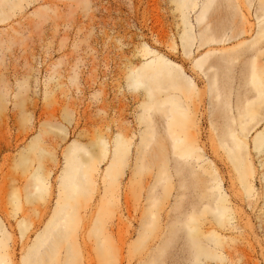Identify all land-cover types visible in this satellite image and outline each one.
<instances>
[{
    "label": "rangeland",
    "instance_id": "rangeland-1",
    "mask_svg": "<svg viewBox=\"0 0 264 264\" xmlns=\"http://www.w3.org/2000/svg\"><path fill=\"white\" fill-rule=\"evenodd\" d=\"M197 2L185 9L180 6L189 0H0V219L11 236L12 264H27L29 247L53 218L67 150L73 144L82 148L84 159L97 166V171L96 182L83 183L79 196L88 202L79 247L68 257L70 264H146L152 255L154 264H171L181 250L180 255L188 258L193 248L186 230L181 229L182 221H177L194 212H198L194 214L199 226L194 234L201 230L204 250L214 254L204 257L205 264H264V147H255L264 120L257 125L253 121L247 138L246 165L252 167L251 189L247 190L234 160L206 118V78L198 81L193 71L196 61L210 49L242 48L237 72L230 73L233 86L249 90V98L255 94L244 80L248 78L244 66L250 61L264 65V40L251 45L259 25V0L253 7H245L233 24L232 9L225 7L226 0L220 1L210 11L213 23L219 28L234 25L245 32L223 44L201 47L196 41L186 53L185 27L200 31L197 18L204 0ZM246 41L250 42L244 44ZM158 58L186 67L197 82L198 91L190 104L199 109L204 166L215 168L221 196L214 202L202 184H195L176 203L177 182L172 189H163L153 228L142 239L141 224L153 201L158 157L153 143L141 155L146 127L140 115L148 96L145 89L131 85V75ZM119 133L132 140V146L127 164L118 172L114 192L105 174ZM102 139L108 143L106 157ZM32 140L44 150L42 154L39 149L30 152L31 165L26 169L17 165V159ZM38 165L50 190L44 198L28 201L32 173ZM17 189L23 205L16 214L13 194ZM98 215L109 233L103 245L97 233L91 234ZM24 218L29 228L23 233L19 222ZM175 222L178 229L173 243L163 254L155 255ZM57 244H61V257H67L65 242L59 239Z\"/></svg>",
    "mask_w": 264,
    "mask_h": 264
},
{
    "label": "bare ground",
    "instance_id": "bare-ground-1",
    "mask_svg": "<svg viewBox=\"0 0 264 264\" xmlns=\"http://www.w3.org/2000/svg\"><path fill=\"white\" fill-rule=\"evenodd\" d=\"M222 0H204L201 12L197 18L200 27L197 33L192 26L185 27L182 36L186 53L192 51L196 41L200 46L214 43L223 44L238 38L244 30H237L234 25L223 28L217 27L211 17L215 5H220ZM226 0L225 7L232 9L230 24L245 7L255 6L256 0ZM181 1H179L180 3ZM197 0H189L182 8H190L197 5ZM257 18L259 25L257 35L251 42L256 45L264 40V0H259ZM188 23V22H186ZM250 42V41H248ZM247 41L244 43H248ZM242 48H219L210 49L207 54L196 61L193 66L198 81L206 78L209 94V111L206 118L210 123L212 133L218 137L231 158L234 160L240 177L247 190L251 189L252 167L247 162V138L250 126L264 120V65L259 66L255 61H250L244 66V78L246 84L252 87L255 94L248 97L247 91L236 90L230 73L237 72L235 65L242 57ZM131 85L136 89H145L148 102L144 105L140 120L146 129L140 146L141 155H145L153 143V151L157 158V172L153 184V201L151 200L149 214L143 218L141 224V237L144 236L159 213L158 196L163 189H172L177 182L178 199L180 202L189 195L192 185L202 184L204 192L213 196V201L218 202L221 196L219 192L220 180L215 168L212 170L204 166L206 161L203 146L199 140L198 129L200 126L199 109H193L190 100L197 94V82L189 75L186 67L177 63L168 62L166 59H153V62L145 64L141 69L131 75ZM220 112L222 114H220ZM107 141L102 139L100 146L102 155L108 154ZM132 140L119 133L116 137L115 148L111 166L105 174V181L109 183V189L115 192L113 185L116 184L118 172L129 160ZM255 147L261 150L264 147V130L256 135ZM39 149L42 154L43 148H39L37 141L32 140L21 157L17 159V165L28 169L31 165L30 152ZM155 149H158L157 151ZM104 153V154H103ZM67 165L61 176L60 196L55 209V214L46 228L37 236L34 243L29 247L25 261L33 264L37 261H47L49 264H70V257L74 247H79V236L84 219L83 211L87 207L88 200L79 198L83 189V183H95L97 166L94 167L84 159L82 148L73 144L67 150ZM30 187L26 198L31 201L36 198H44L48 193V179L42 166L38 165L32 173ZM85 187V186H84ZM158 199V200H157ZM21 190H15L13 204L17 214L23 205ZM102 209V207H101ZM153 209V210H152ZM219 209V208H216ZM151 210V211H150ZM176 210V208H175ZM221 211V210H220ZM198 213V212H194ZM194 213L187 214L181 222V229L186 230L190 248H193L190 257L186 258L177 252V259L171 264H205L204 259L213 257L203 248L200 230L196 224L197 218ZM179 218V217H177ZM173 225L170 237L165 245L155 254L161 255L166 246L173 243L178 224ZM19 227L24 233L29 228L26 218L19 222ZM101 237L103 245L108 238V230L105 222H101L99 215L95 221L92 232ZM11 238L4 222L0 219V264H12L9 253L8 240ZM65 242L67 257L62 258L59 251L58 240ZM187 245V243H185ZM205 257V258H204ZM146 264H154L152 259Z\"/></svg>",
    "mask_w": 264,
    "mask_h": 264
}]
</instances>
